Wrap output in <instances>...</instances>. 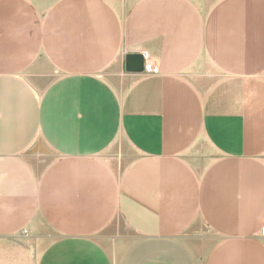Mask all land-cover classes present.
Masks as SVG:
<instances>
[{"label":"crops","instance_id":"1","mask_svg":"<svg viewBox=\"0 0 264 264\" xmlns=\"http://www.w3.org/2000/svg\"><path fill=\"white\" fill-rule=\"evenodd\" d=\"M263 78L264 0H0V264H264Z\"/></svg>","mask_w":264,"mask_h":264},{"label":"rangeland","instance_id":"2","mask_svg":"<svg viewBox=\"0 0 264 264\" xmlns=\"http://www.w3.org/2000/svg\"><path fill=\"white\" fill-rule=\"evenodd\" d=\"M124 17H127V14H124ZM262 81L264 82V78L262 79ZM248 95H249V98H247L248 99L247 106H248V111L250 112V114L254 115L256 114V112H258V110H264V103H263L264 102V86L262 88H255V86H252V87L250 86L248 90ZM31 151H33L35 154H38V153L48 154L46 150L42 149L39 143L35 145L33 148H31ZM31 151L28 150V152H31ZM20 233L22 234V236L28 235V231L24 229ZM37 251H38V248L35 246V254L38 253ZM3 254H6L7 256H9L8 249Z\"/></svg>","mask_w":264,"mask_h":264},{"label":"water","instance_id":"3","mask_svg":"<svg viewBox=\"0 0 264 264\" xmlns=\"http://www.w3.org/2000/svg\"><path fill=\"white\" fill-rule=\"evenodd\" d=\"M144 56L140 54H129L126 56L125 68L128 72H142L144 70Z\"/></svg>","mask_w":264,"mask_h":264},{"label":"built area","instance_id":"4","mask_svg":"<svg viewBox=\"0 0 264 264\" xmlns=\"http://www.w3.org/2000/svg\"><path fill=\"white\" fill-rule=\"evenodd\" d=\"M144 72L148 75H158L160 73V70L158 67L154 66L151 63H146L144 66ZM260 235L262 238H264V226L260 230Z\"/></svg>","mask_w":264,"mask_h":264},{"label":"bare ground","instance_id":"5","mask_svg":"<svg viewBox=\"0 0 264 264\" xmlns=\"http://www.w3.org/2000/svg\"><path fill=\"white\" fill-rule=\"evenodd\" d=\"M171 84V83H170ZM175 84V83H174ZM172 85V84H171ZM249 87V86H248ZM247 87V88H248ZM167 88V87H166ZM179 88V87H178ZM183 88V87H182ZM185 88V87H184ZM250 88V87H249ZM256 88V87H255ZM175 91H176V89H174ZM187 90V89H186ZM258 91V90H257ZM177 92V91H176ZM180 92H182V91H180ZM251 92V91H250ZM188 93V92H187ZM252 93V92H251ZM175 94V93H174ZM181 94V93H180ZM257 94V93H256ZM188 95V94H187ZM172 96V95H171ZM176 96H177V94H176ZM180 96V95H179ZM184 96V95H183ZM189 97V96H188ZM256 97V96H255ZM258 97V96H257ZM263 97V96H262ZM261 97V98H262ZM178 98H180V97H178ZM184 98H185V96H184ZM257 99V98H256ZM253 101V100H252ZM264 103V102H263ZM248 107V106H247ZM250 107V106H249ZM247 113V112H246Z\"/></svg>","mask_w":264,"mask_h":264}]
</instances>
